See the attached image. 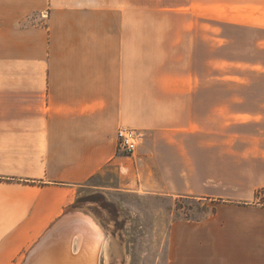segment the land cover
<instances>
[{"label":"crops","instance_id":"obj_1","mask_svg":"<svg viewBox=\"0 0 264 264\" xmlns=\"http://www.w3.org/2000/svg\"><path fill=\"white\" fill-rule=\"evenodd\" d=\"M210 44L254 69L264 0H0V264L92 214L85 190L202 198L223 148L264 163V99L240 98L255 88L235 77L230 104L209 97ZM121 128L143 134L133 156Z\"/></svg>","mask_w":264,"mask_h":264},{"label":"rangeland","instance_id":"obj_2","mask_svg":"<svg viewBox=\"0 0 264 264\" xmlns=\"http://www.w3.org/2000/svg\"><path fill=\"white\" fill-rule=\"evenodd\" d=\"M210 45L208 81L222 88L209 91V97L217 94L230 104L235 77L255 88L241 89L240 98L248 93L250 98L264 99V73L255 70L264 68V55L256 53L252 60L256 67L249 72L241 68L233 72L230 44L222 53ZM240 54L245 60V53ZM224 137H231L230 129ZM223 149L218 163L208 164V179L199 181L202 186L197 187L208 194L202 198L83 191L77 207L91 212L110 233L113 250L115 244L118 247L116 254L103 256L102 264H264V163L242 157L235 164L230 146ZM113 178L111 174L104 180Z\"/></svg>","mask_w":264,"mask_h":264},{"label":"bare ground","instance_id":"obj_3","mask_svg":"<svg viewBox=\"0 0 264 264\" xmlns=\"http://www.w3.org/2000/svg\"><path fill=\"white\" fill-rule=\"evenodd\" d=\"M113 241L94 215L77 211L59 221L29 252L26 264H102L103 256L118 252Z\"/></svg>","mask_w":264,"mask_h":264},{"label":"built area","instance_id":"obj_4","mask_svg":"<svg viewBox=\"0 0 264 264\" xmlns=\"http://www.w3.org/2000/svg\"><path fill=\"white\" fill-rule=\"evenodd\" d=\"M119 151L125 155L133 156L143 140V134L127 128H121L118 132Z\"/></svg>","mask_w":264,"mask_h":264},{"label":"water","instance_id":"obj_5","mask_svg":"<svg viewBox=\"0 0 264 264\" xmlns=\"http://www.w3.org/2000/svg\"><path fill=\"white\" fill-rule=\"evenodd\" d=\"M70 213H71V212H70ZM70 213H69V214H70ZM72 213H73V212H72ZM69 214H68V215H69ZM27 260H28V259H27ZM27 260H26V262H27ZM26 262H25L24 264H26Z\"/></svg>","mask_w":264,"mask_h":264}]
</instances>
